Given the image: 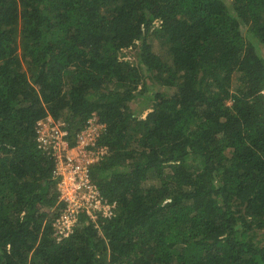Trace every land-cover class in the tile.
<instances>
[{
	"label": "trees",
	"instance_id": "obj_1",
	"mask_svg": "<svg viewBox=\"0 0 264 264\" xmlns=\"http://www.w3.org/2000/svg\"><path fill=\"white\" fill-rule=\"evenodd\" d=\"M260 45L264 0H0V264H264ZM49 117L108 147L64 236Z\"/></svg>",
	"mask_w": 264,
	"mask_h": 264
},
{
	"label": "built area",
	"instance_id": "obj_2",
	"mask_svg": "<svg viewBox=\"0 0 264 264\" xmlns=\"http://www.w3.org/2000/svg\"><path fill=\"white\" fill-rule=\"evenodd\" d=\"M38 140L41 146L53 151L58 161L61 208L54 221L56 234L67 235L79 223L82 215L98 220L99 215H110L115 203L110 204L94 181L91 169L108 153V147L99 140L104 125L89 121L72 143L65 138L61 122L51 117L38 123Z\"/></svg>",
	"mask_w": 264,
	"mask_h": 264
},
{
	"label": "rangeland",
	"instance_id": "obj_3",
	"mask_svg": "<svg viewBox=\"0 0 264 264\" xmlns=\"http://www.w3.org/2000/svg\"><path fill=\"white\" fill-rule=\"evenodd\" d=\"M261 46V45H260ZM138 51V49L136 48H133V49H127L126 51L123 52V55L125 56L126 59H129V60H136V52ZM261 51H262V54L264 56V45L261 46ZM164 91L166 90L165 88H162ZM140 103L138 102H135L134 104H132V107L135 109V110H138L141 106L139 105ZM148 112V110H146L144 113L143 112H140V113H136L137 115H139L140 117L143 115V117L146 115V113ZM151 182L153 181H149L148 184H151Z\"/></svg>",
	"mask_w": 264,
	"mask_h": 264
}]
</instances>
